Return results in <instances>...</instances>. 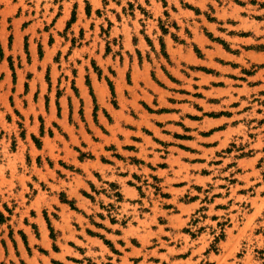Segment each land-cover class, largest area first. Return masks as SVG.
<instances>
[{
    "label": "rangeland",
    "instance_id": "374dc122",
    "mask_svg": "<svg viewBox=\"0 0 264 264\" xmlns=\"http://www.w3.org/2000/svg\"><path fill=\"white\" fill-rule=\"evenodd\" d=\"M259 51L264 0H0V264L109 263L118 252L110 223L144 231L163 222L158 208L171 203L146 156L184 148L167 124L182 130L185 118L234 114L239 132L224 135L206 170L249 185L235 189L233 222L242 225L250 194L256 222L244 226L262 233L264 90L249 88L261 81L249 78L264 66ZM137 148L145 158L126 154ZM133 162L141 174L125 169ZM117 181L138 195L123 197ZM229 220L192 234L207 228L216 251ZM254 240L241 239L233 258L249 250L247 259L264 260Z\"/></svg>",
    "mask_w": 264,
    "mask_h": 264
},
{
    "label": "crops",
    "instance_id": "0c3cea01",
    "mask_svg": "<svg viewBox=\"0 0 264 264\" xmlns=\"http://www.w3.org/2000/svg\"><path fill=\"white\" fill-rule=\"evenodd\" d=\"M219 53L225 54L222 51H219ZM255 56L260 57L259 62H264L263 51L255 52ZM218 67L226 70L231 69L227 65L222 64ZM249 78L254 81L261 80L251 83V86H249L251 92H255L261 88L264 90V66L255 70ZM174 115H176V118H180L179 114L176 113ZM234 119V114H220L211 119L202 117L194 121L186 118L180 119L185 125L182 130H178V128L181 129L182 127L176 125L174 122H168L167 125H171V128L176 133L184 135L180 138H174L185 147L169 145L167 147L169 152H164V155H161L163 152L155 151V154L146 156V159L151 160V164L155 166L153 169L150 168V171L159 177V184L166 193L163 195V200L171 203L167 207L162 206L158 208L159 211H165V219L156 226L151 225L144 231H136L131 229V227H118L117 223H110L109 229L105 231L106 237L111 239L118 252L117 254H111L113 258H109V263L102 262L101 256L97 257V264H112L113 261L115 264H203L206 261L212 264H264V260L260 262L247 259L246 256L249 250L240 261H236L233 258L235 250L246 236L248 238L254 237V246L264 249V229L262 233L254 236L251 235L249 229H245L246 225H250L252 228L256 222L255 209L251 203L253 197L250 194L247 195V201H249L250 205L245 213L242 225L237 228L233 222V216L237 214L234 208L238 205L235 202L238 196H240L239 191L235 189L248 184L246 182L241 183L239 180H235L231 184L223 183V181L213 178V172L206 170L213 165L210 164V156L223 147L221 142L224 139V135H232L239 132L240 123L234 122ZM213 120L219 122L207 126V123ZM215 125L223 126L206 135L205 132ZM216 134L219 137L211 138V144H207L208 136L214 137ZM166 136L165 138H170L168 134ZM115 150L117 152V149ZM118 150L122 153L126 152L122 148ZM126 154L136 158H139V156L145 158V154L140 153L139 148L127 151ZM170 160H179L180 163L179 165H171ZM158 162H165L167 165H163L162 167L156 166ZM181 168H186L187 171L177 174L176 171ZM125 169L136 170L137 174H141L143 171V169H139V165L135 162L130 163L129 166L125 165ZM106 174L109 175V173ZM119 177L128 178L129 173ZM117 182L116 188L123 197H125L124 190L130 192L133 196L138 195L136 185ZM206 188L208 189L206 190ZM185 196L187 200L183 201L182 198ZM197 211H199L196 214L199 219L195 216V212ZM201 213L203 217L200 215ZM227 217H230V220L225 226L224 237L217 242L219 248L216 251L211 249V239L206 236L207 232L205 231L207 228L197 229L195 231L197 235L192 234L195 228H199V225L207 223V221L221 220ZM262 222H264V219ZM185 225L190 228V233L183 232V226ZM133 226L136 227L135 225ZM125 230L129 233L126 234ZM144 234L146 237L142 236ZM91 237L96 238L94 236ZM38 241L40 242L41 240ZM41 245L46 249H48L49 245L51 247V243L46 239H43ZM58 250L55 253L58 255L62 254V251ZM84 250L85 252H89V249ZM110 253V250L105 251V256ZM56 258L64 262L60 257ZM65 259V264H81L68 260L67 257Z\"/></svg>",
    "mask_w": 264,
    "mask_h": 264
}]
</instances>
